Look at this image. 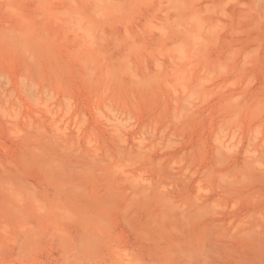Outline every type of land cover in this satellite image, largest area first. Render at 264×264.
Wrapping results in <instances>:
<instances>
[{
  "label": "rangeland",
  "instance_id": "1",
  "mask_svg": "<svg viewBox=\"0 0 264 264\" xmlns=\"http://www.w3.org/2000/svg\"><path fill=\"white\" fill-rule=\"evenodd\" d=\"M0 264H264V0H0Z\"/></svg>",
  "mask_w": 264,
  "mask_h": 264
}]
</instances>
